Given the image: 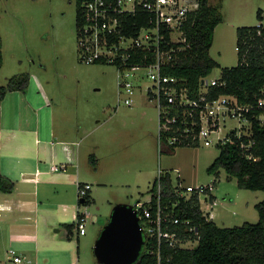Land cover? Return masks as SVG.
<instances>
[{"label":"rangeland","instance_id":"1","mask_svg":"<svg viewBox=\"0 0 264 264\" xmlns=\"http://www.w3.org/2000/svg\"><path fill=\"white\" fill-rule=\"evenodd\" d=\"M219 3L223 21L215 29L210 54L220 67L208 80L217 78L221 68L238 64L237 28L259 24V9L264 17V0H210L214 7ZM76 10V0H0V85H7L15 75L30 76L25 91H8L1 102L4 139L8 137L6 129L38 125L46 131L54 121L56 136L52 142L59 143L61 157L73 151L71 143L80 142L81 170L86 173L83 180L91 181L95 198V202L80 208L87 214L86 234H80V243L74 238L65 247L57 245L58 252L51 249L52 245L41 247L39 252L28 236H14L8 242L5 222L0 217V264H14L8 260L9 249L26 256L19 264H99L95 242L114 206L148 199L159 167L175 170L174 177L177 179L179 174L185 185L196 187L215 181L213 194L218 204L214 221L219 226L258 222L256 204L264 199V190L240 188L237 179H229L223 168L218 175L207 170L220 152L216 135L209 146L159 151L158 109L156 100L148 94L152 85L148 68L136 71V76L144 75L142 78L128 77L142 90L137 88L133 104L127 105L121 99L126 93L119 94V70L114 64H87L80 59ZM236 123L239 125L234 119L223 122L219 137ZM22 135L33 140V134ZM33 147H37L34 140ZM8 151L12 152L10 148ZM89 153L97 158V169L88 162ZM5 197H0V203ZM51 206L59 208L57 203ZM72 221L71 215L65 219ZM55 230L57 239L67 243L64 224L52 228V232Z\"/></svg>","mask_w":264,"mask_h":264},{"label":"built area","instance_id":"2","mask_svg":"<svg viewBox=\"0 0 264 264\" xmlns=\"http://www.w3.org/2000/svg\"><path fill=\"white\" fill-rule=\"evenodd\" d=\"M199 6L197 0H81L82 19L78 27V51L80 59L87 63H111L119 70V94L127 105L134 102V93L142 86L128 77L136 71L148 68L152 81L148 94L156 100L160 152H174L176 148L209 146L218 137L217 145L228 140V134H250L248 113L253 105L240 104L233 95L210 98L214 86L223 84L219 76L200 79V88L192 91L185 82L168 72L176 61V54L185 48L187 41L184 25L191 12ZM142 9L151 15L149 24L135 34L126 35L127 23L123 16ZM169 32V38L166 36ZM178 45L175 47L174 45ZM171 45V46H170ZM133 59L129 62V59ZM139 74L136 77H143ZM264 108V98L258 105ZM236 120L224 137L223 122ZM264 122V113L260 115ZM65 165L51 164L52 172L62 171ZM167 169L159 167L148 199H140L132 205L140 218L145 237L142 251L155 255L157 264H182L174 260L172 249L192 248L199 241V230L192 218H181L179 208L193 195L208 220H214V208L218 204L213 194L215 182L207 185H185L180 175H173V198L164 200L162 183ZM89 183L79 184L78 198H84L91 190ZM86 216L79 221V234H85ZM8 260L19 264L26 256L9 249Z\"/></svg>","mask_w":264,"mask_h":264},{"label":"trees","instance_id":"3","mask_svg":"<svg viewBox=\"0 0 264 264\" xmlns=\"http://www.w3.org/2000/svg\"><path fill=\"white\" fill-rule=\"evenodd\" d=\"M199 6L191 12L184 25L187 41L185 48L178 51L176 61L167 70L185 82L192 91L200 88V79L211 75L219 62L210 54L213 45L215 29L223 21L220 11L221 3L216 7L210 0H197ZM76 28L78 30L82 19L81 0H76ZM259 24L239 26L237 28L236 50L238 64L234 67L221 68L219 79L223 84L212 88L210 98L219 95L236 96L240 104L253 105L249 112L250 134H228V140L218 145L219 155L209 165L210 174H219L225 169L228 178H236L240 188L264 190V122L260 115L264 108L258 101L264 98V23L263 10H258ZM151 15L138 9L134 14H127L123 19L127 23L126 35L135 34L143 26L149 24ZM169 38V32L166 31ZM179 44L174 45L178 47ZM171 46V45H170ZM133 59H129V62ZM3 55L0 49V69ZM30 76L19 74L11 77L7 85H0V103L8 91H25L29 85ZM198 146V145H194ZM93 167H97V158L90 156ZM215 182V181H214ZM173 174L167 170L162 183L164 200L173 198ZM14 182L0 172V193H11ZM79 199V204L89 205L93 202L90 191ZM259 220L256 223L245 222L241 226L222 227L214 220H208L193 195L189 202H184L179 208L181 218H192L199 230V241L192 248H174V260L182 264H264V199L256 204ZM85 216L79 213L77 221L66 223L67 238H79V221ZM139 264H157L155 255L141 253Z\"/></svg>","mask_w":264,"mask_h":264},{"label":"crops","instance_id":"4","mask_svg":"<svg viewBox=\"0 0 264 264\" xmlns=\"http://www.w3.org/2000/svg\"><path fill=\"white\" fill-rule=\"evenodd\" d=\"M51 124V127L46 131H42L41 126L38 127V125L20 129L9 128L6 129L8 133L6 139H4L3 128L0 127V172L14 182V189L11 193H0V197L6 196L4 202L0 203V217L5 222L4 232L7 234L8 242L12 241L14 236L32 238L33 244L39 252L42 250L41 247L48 249L51 245L53 246L51 249L58 252L57 245L65 247L66 244L72 243L74 238L80 243V234L78 239L74 236L72 240H69L66 232V243L62 239H57L55 233L57 230L52 232V228L61 223L76 222L79 213H83L87 217L86 213L80 211L82 205L79 204L78 186L79 184H91V181L83 180L86 173L81 170L80 142L71 143L74 146L73 151L71 150L61 157L60 147H57L59 143L52 142L56 136V129L54 121H51ZM22 133L33 134V140L37 147H33V140L26 138ZM31 140L32 142H30ZM9 148L13 153L8 151ZM92 154L94 153L88 155L90 163ZM49 162H59L61 165H65V169L52 172ZM3 166L5 170H3ZM167 170L175 175V170ZM151 190L152 187L150 192ZM90 194L95 202L92 188ZM140 199L142 198L137 200ZM51 203H57L59 208H54ZM7 213L9 215H6ZM4 215H6V219ZM69 215L73 221L65 222ZM43 251L46 250L43 249Z\"/></svg>","mask_w":264,"mask_h":264},{"label":"water","instance_id":"5","mask_svg":"<svg viewBox=\"0 0 264 264\" xmlns=\"http://www.w3.org/2000/svg\"><path fill=\"white\" fill-rule=\"evenodd\" d=\"M144 244L138 214L131 204L120 203L114 206L94 250L99 264H139Z\"/></svg>","mask_w":264,"mask_h":264}]
</instances>
